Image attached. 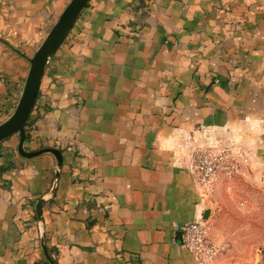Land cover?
<instances>
[{
	"label": "crops",
	"instance_id": "0c3cea01",
	"mask_svg": "<svg viewBox=\"0 0 264 264\" xmlns=\"http://www.w3.org/2000/svg\"><path fill=\"white\" fill-rule=\"evenodd\" d=\"M68 1L0 0V122ZM29 117V150L57 148L61 167L51 193L55 157L0 142V264H49L41 236L54 264H198L179 230L193 221L211 264H238L208 209L227 174L202 187L193 155L224 149L233 174L264 144V0H90Z\"/></svg>",
	"mask_w": 264,
	"mask_h": 264
},
{
	"label": "rangeland",
	"instance_id": "374dc122",
	"mask_svg": "<svg viewBox=\"0 0 264 264\" xmlns=\"http://www.w3.org/2000/svg\"><path fill=\"white\" fill-rule=\"evenodd\" d=\"M244 147L248 161L235 173L220 175L208 209L213 211L217 233L224 234L219 243L230 259L251 264L264 255V159L256 153L264 144Z\"/></svg>",
	"mask_w": 264,
	"mask_h": 264
},
{
	"label": "water",
	"instance_id": "95a60500",
	"mask_svg": "<svg viewBox=\"0 0 264 264\" xmlns=\"http://www.w3.org/2000/svg\"><path fill=\"white\" fill-rule=\"evenodd\" d=\"M89 1L90 0H69L39 46L33 52L32 56L26 57L29 68L21 94L11 114L0 122V142L16 134L18 136L16 150L21 157L29 159L43 153H51L55 157L56 169L51 193H54L58 171L61 167V152L53 147H42L35 150L25 149V122L33 109L40 83L49 60L55 55L75 24L81 11L87 6ZM43 201V199H39L34 205L35 214L39 221H41V205ZM40 244L48 263L54 264L46 249L42 236L40 238Z\"/></svg>",
	"mask_w": 264,
	"mask_h": 264
},
{
	"label": "built area",
	"instance_id": "2783aa9c",
	"mask_svg": "<svg viewBox=\"0 0 264 264\" xmlns=\"http://www.w3.org/2000/svg\"><path fill=\"white\" fill-rule=\"evenodd\" d=\"M193 169L198 183L211 188L220 172L231 174L235 170L232 155L224 149H200L194 152ZM182 245L193 255L198 264H211L220 247L207 239L205 225L189 222L179 227Z\"/></svg>",
	"mask_w": 264,
	"mask_h": 264
},
{
	"label": "trees",
	"instance_id": "16d2710c",
	"mask_svg": "<svg viewBox=\"0 0 264 264\" xmlns=\"http://www.w3.org/2000/svg\"><path fill=\"white\" fill-rule=\"evenodd\" d=\"M29 125H30V117L25 122V131H26L25 149H27V150H29V147L27 144L30 141ZM38 148H40V147H38Z\"/></svg>",
	"mask_w": 264,
	"mask_h": 264
}]
</instances>
